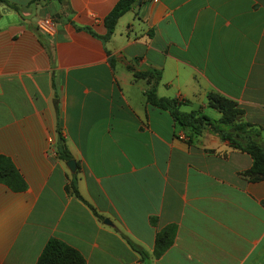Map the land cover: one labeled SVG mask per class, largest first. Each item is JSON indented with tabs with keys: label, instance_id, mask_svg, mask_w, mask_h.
<instances>
[{
	"label": "crops",
	"instance_id": "crops-1",
	"mask_svg": "<svg viewBox=\"0 0 264 264\" xmlns=\"http://www.w3.org/2000/svg\"><path fill=\"white\" fill-rule=\"evenodd\" d=\"M115 1L0 2V167L15 173L0 180V264H34L50 237L84 264H264L250 156L208 128L188 134L126 68L158 69L156 95L183 112L215 120L207 94L231 99L264 146V0H140L102 40ZM72 177L80 198L64 189ZM167 225L172 243L154 257Z\"/></svg>",
	"mask_w": 264,
	"mask_h": 264
},
{
	"label": "trees",
	"instance_id": "trees-1",
	"mask_svg": "<svg viewBox=\"0 0 264 264\" xmlns=\"http://www.w3.org/2000/svg\"><path fill=\"white\" fill-rule=\"evenodd\" d=\"M38 1L48 0H30V3ZM0 2L7 3L6 0H0ZM135 2L136 0L115 1L111 9L102 18V26L105 30L100 37L102 40L110 36L118 17L131 9ZM7 4L16 8L13 4ZM126 68L131 70L134 80L143 79L148 84L143 93L146 103L159 109L167 110L174 121L182 128L188 129V134H197L203 128L210 129L220 139L228 141L230 146L242 150L250 156L251 164L247 170L241 173L243 176H248L250 179L264 177V146L256 139L259 136V130L251 129L250 124L240 120L242 110L237 107L234 101L215 93H208L207 104L220 112L219 118L215 120L197 111L183 112L178 109L182 103L181 101L156 95L155 88L160 79V71L158 69L150 66L143 69H135L131 62H127ZM55 152L57 157L63 161L71 159L63 138L59 134L56 137ZM14 176L15 173L10 166L0 167V180L9 183ZM64 189L75 197L80 198L73 177ZM174 232V225H167L155 233L152 249L154 257L159 256L172 243ZM129 244L141 257L147 256L146 251L141 247L131 242ZM34 264H84V259L73 247L57 238L50 237L43 245Z\"/></svg>",
	"mask_w": 264,
	"mask_h": 264
},
{
	"label": "built area",
	"instance_id": "built-area-1",
	"mask_svg": "<svg viewBox=\"0 0 264 264\" xmlns=\"http://www.w3.org/2000/svg\"><path fill=\"white\" fill-rule=\"evenodd\" d=\"M38 29L48 35L53 33V19L49 15L42 16L37 22Z\"/></svg>",
	"mask_w": 264,
	"mask_h": 264
},
{
	"label": "water",
	"instance_id": "water-1",
	"mask_svg": "<svg viewBox=\"0 0 264 264\" xmlns=\"http://www.w3.org/2000/svg\"><path fill=\"white\" fill-rule=\"evenodd\" d=\"M139 4H140V0H136L135 6L133 8L136 9ZM64 163L70 172L74 171L75 162L73 159H68ZM103 222L106 224H110V221L108 219H104Z\"/></svg>",
	"mask_w": 264,
	"mask_h": 264
},
{
	"label": "rangeland",
	"instance_id": "rangeland-1",
	"mask_svg": "<svg viewBox=\"0 0 264 264\" xmlns=\"http://www.w3.org/2000/svg\"><path fill=\"white\" fill-rule=\"evenodd\" d=\"M114 61V60H113ZM112 61V63L114 64V62Z\"/></svg>",
	"mask_w": 264,
	"mask_h": 264
}]
</instances>
